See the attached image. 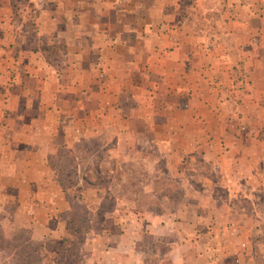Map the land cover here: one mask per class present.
Masks as SVG:
<instances>
[{
  "label": "crops",
  "instance_id": "1",
  "mask_svg": "<svg viewBox=\"0 0 264 264\" xmlns=\"http://www.w3.org/2000/svg\"><path fill=\"white\" fill-rule=\"evenodd\" d=\"M2 92L0 193L47 235L95 138L101 264H264V0H0Z\"/></svg>",
  "mask_w": 264,
  "mask_h": 264
},
{
  "label": "rangeland",
  "instance_id": "2",
  "mask_svg": "<svg viewBox=\"0 0 264 264\" xmlns=\"http://www.w3.org/2000/svg\"><path fill=\"white\" fill-rule=\"evenodd\" d=\"M0 95L6 98L4 92ZM102 143L101 139H86L74 144L73 153L61 150L50 158L68 200V209L60 218L53 217L46 223L50 229L58 227L54 234L47 235L49 231L37 219L23 216L16 203L0 193V264H16L15 253L25 252L28 245L37 249L43 264H101V243L106 241L101 229H111L113 237L116 234L111 220L106 218L109 212L116 208L123 223L131 224L127 200L119 206L111 200L101 201V183H105L100 164ZM78 149L86 152L80 154ZM4 183L5 178L0 177V189ZM125 187L116 192L122 193ZM140 187L135 186L134 190L138 192ZM128 261L125 259L126 264Z\"/></svg>",
  "mask_w": 264,
  "mask_h": 264
},
{
  "label": "trees",
  "instance_id": "3",
  "mask_svg": "<svg viewBox=\"0 0 264 264\" xmlns=\"http://www.w3.org/2000/svg\"><path fill=\"white\" fill-rule=\"evenodd\" d=\"M18 248H15L17 250ZM16 264H43L37 249L34 246L28 245V249L25 252L15 253Z\"/></svg>",
  "mask_w": 264,
  "mask_h": 264
}]
</instances>
